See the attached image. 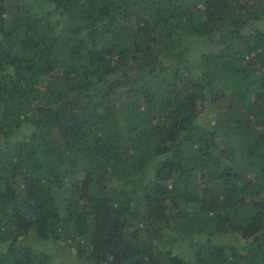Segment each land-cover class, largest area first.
<instances>
[{
    "label": "trees",
    "instance_id": "trees-1",
    "mask_svg": "<svg viewBox=\"0 0 264 264\" xmlns=\"http://www.w3.org/2000/svg\"><path fill=\"white\" fill-rule=\"evenodd\" d=\"M262 24L264 0H0V264H264Z\"/></svg>",
    "mask_w": 264,
    "mask_h": 264
},
{
    "label": "rangeland",
    "instance_id": "rangeland-1",
    "mask_svg": "<svg viewBox=\"0 0 264 264\" xmlns=\"http://www.w3.org/2000/svg\"><path fill=\"white\" fill-rule=\"evenodd\" d=\"M263 25V24H262ZM264 27V25H263ZM201 47L200 48H195L193 49L189 54H187L186 56V65L188 67H193L195 63L198 62L199 58H198V53L200 51ZM211 114V111H207V114L206 116L202 117V120L204 121L206 117H208L209 115ZM32 243H35V244H39L41 245L42 242L37 240L35 241V239H32L30 240ZM46 247V246H45ZM52 249L54 252H55V255H57L59 258H61L62 261L66 262L67 264H86L85 262L83 263H80V261H76V255L74 254V250L72 249H69V248H60V247H57V246H51L49 247V249Z\"/></svg>",
    "mask_w": 264,
    "mask_h": 264
}]
</instances>
